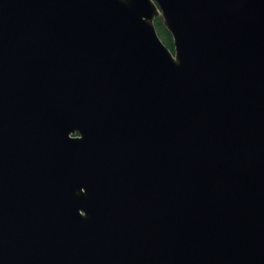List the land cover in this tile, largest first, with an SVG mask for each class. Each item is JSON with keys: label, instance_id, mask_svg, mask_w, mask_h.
<instances>
[{"label": "water", "instance_id": "water-1", "mask_svg": "<svg viewBox=\"0 0 264 264\" xmlns=\"http://www.w3.org/2000/svg\"><path fill=\"white\" fill-rule=\"evenodd\" d=\"M0 264H264V0H0Z\"/></svg>", "mask_w": 264, "mask_h": 264}, {"label": "trees", "instance_id": "trees-1", "mask_svg": "<svg viewBox=\"0 0 264 264\" xmlns=\"http://www.w3.org/2000/svg\"><path fill=\"white\" fill-rule=\"evenodd\" d=\"M153 23H154L155 30H156L159 38L163 42V44L168 49H170L173 52L172 37H171L170 32L164 26L161 16L160 15H157L154 18Z\"/></svg>", "mask_w": 264, "mask_h": 264}]
</instances>
